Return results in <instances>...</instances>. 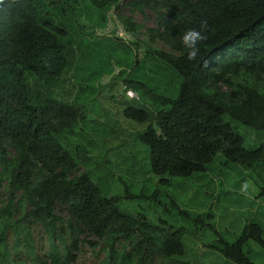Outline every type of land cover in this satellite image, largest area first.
Listing matches in <instances>:
<instances>
[{"label":"trees","instance_id":"obj_1","mask_svg":"<svg viewBox=\"0 0 264 264\" xmlns=\"http://www.w3.org/2000/svg\"><path fill=\"white\" fill-rule=\"evenodd\" d=\"M120 1L0 3V183L6 184L7 196L0 207V264H22L7 257L9 230L16 237L15 249L23 232L32 264H70L69 247L76 249L83 232L107 248L101 264H152L155 256L190 264L181 260L182 230L163 234L164 222L157 226L140 215L121 213L119 202L133 199L127 188L121 196L103 194L99 181L107 178L101 179L94 167L100 162L84 145L69 142L68 134L83 120L85 108L75 98L62 96L65 76L100 58H106L103 67L109 71L108 53L114 47L138 48L134 37L139 27L124 16L117 18L133 36L129 44L94 36ZM126 5L133 12L151 10L157 23L147 30L148 44L139 42L144 59L157 71L142 81L133 75L142 66L134 58L120 82L137 95L123 102L120 117L144 127L138 141L147 148L151 174L184 180L206 175L220 153L226 163L253 172L261 182L259 196H264V0H129ZM202 21L207 22L208 39L190 61L181 36ZM155 40L172 53L150 46ZM95 71L86 80L94 78ZM79 167L85 169L79 172ZM171 203L178 216L190 217ZM57 207L66 218L56 213ZM19 210L21 216L14 220ZM203 219L211 217L201 214L194 221L217 238L209 247L230 262L252 264L243 252L248 241L264 252L259 225H244L235 241L226 243ZM28 220L39 224L49 239L43 260L34 255ZM116 238L128 241L129 253L113 248Z\"/></svg>","mask_w":264,"mask_h":264},{"label":"rangeland","instance_id":"obj_2","mask_svg":"<svg viewBox=\"0 0 264 264\" xmlns=\"http://www.w3.org/2000/svg\"><path fill=\"white\" fill-rule=\"evenodd\" d=\"M128 1L121 0L119 6L110 13V19L112 15H120L130 18L138 25L139 34L134 37L138 48L131 47V51H128L114 47L112 52L108 53L109 71H105L103 67L106 58H100V61L93 60L95 63L92 61L91 64H86V69L70 71L65 76L62 96L68 100L75 98L85 108L83 120L68 134L69 142L71 145H84L91 158L101 163L94 167L101 179L107 178L106 181H99L103 194L107 191L106 195L109 197L121 196L127 188L133 199L119 202L117 209L121 213L139 219L142 216L147 223L157 226H160L159 221L164 222L166 226L163 227V234L168 229L182 230L181 260L190 264H234L209 247L215 245L216 236L207 227H201L194 218L201 214L209 215L211 219H203V222L210 223L226 243L234 242L244 225L255 223L264 230V196H259L261 182L250 170L226 163L220 153L215 156L206 175H194L184 180L151 174L146 163L147 148L138 141L144 127L120 117L123 102L126 101L122 96L120 82L129 72L134 58L139 60L142 66L133 75L142 81L146 76H153L150 71H157L152 62L144 59V46L139 43L148 44L147 30L157 28V23L151 10L145 9L143 13L133 12L126 5ZM88 10L92 9L88 7ZM84 21L87 22L86 19ZM95 32L94 36L97 37ZM150 46L164 53H172L166 45L157 40ZM93 70L98 74L86 80L85 76ZM116 72H119L120 76L116 77ZM101 75L109 76V82L91 90L94 80ZM261 87L264 89V78ZM84 169L79 167L78 171L82 172ZM161 180L163 182L159 183ZM245 182H248L249 188L246 193H242L241 186ZM5 185L0 183V207L7 200ZM171 202L190 217L178 216L172 209ZM56 213L63 219L67 217L59 207L56 208ZM20 216L19 210L13 219L16 220ZM26 227L31 236L34 255L43 260L50 250L49 239L39 224L28 220ZM5 237L7 257L19 259L22 264H32L31 257L29 258L23 245V232L18 234L20 243H17L16 249L13 248L16 244L15 234L9 230ZM54 243L58 246L56 240ZM112 244L117 251L129 253L131 250V245L123 238H116ZM69 249L73 257L70 264H101L107 248L101 241L83 232L78 236L76 249ZM243 252L248 254L252 264H264V252L254 242L248 241ZM152 264L175 263L173 260L155 256L152 258Z\"/></svg>","mask_w":264,"mask_h":264},{"label":"built area","instance_id":"obj_3","mask_svg":"<svg viewBox=\"0 0 264 264\" xmlns=\"http://www.w3.org/2000/svg\"><path fill=\"white\" fill-rule=\"evenodd\" d=\"M113 11H114L113 8H111L108 11L106 21L103 27L98 28L95 34L101 37L116 38L125 44H129L132 41L133 36L128 31H126V29L124 28L122 23L119 21L117 16L112 15V19H110V13ZM116 74L117 72L115 73V75ZM108 82H109V76L102 75L97 80H95L93 84L95 87H98V86H105ZM121 91H122V96L124 99L126 100H136L137 99L136 93L130 88H127L122 84H121Z\"/></svg>","mask_w":264,"mask_h":264},{"label":"clouds","instance_id":"obj_4","mask_svg":"<svg viewBox=\"0 0 264 264\" xmlns=\"http://www.w3.org/2000/svg\"><path fill=\"white\" fill-rule=\"evenodd\" d=\"M4 0H0L3 3ZM208 25L206 21H202L198 28H191L186 30L181 36L182 45L188 50L187 59L195 61L200 53V45L208 39L207 36ZM249 188L248 182L241 186V192L246 193Z\"/></svg>","mask_w":264,"mask_h":264}]
</instances>
